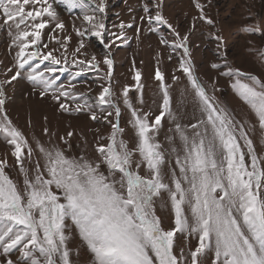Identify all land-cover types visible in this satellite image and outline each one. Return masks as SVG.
I'll list each match as a JSON object with an SVG mask.
<instances>
[{
	"label": "snow or ice",
	"instance_id": "obj_1",
	"mask_svg": "<svg viewBox=\"0 0 264 264\" xmlns=\"http://www.w3.org/2000/svg\"><path fill=\"white\" fill-rule=\"evenodd\" d=\"M193 3L199 15L181 35L163 15L162 0H146L140 23L135 17L128 24L121 21L118 34L106 26L105 0H0V30L7 32L13 61L6 79L0 80V137L10 149L0 159V264H74L80 249L69 247L72 228L90 254V264H264V154L257 152L252 138L258 132L264 142V80L227 63L224 37L217 30L209 39L223 62H213L210 68L229 78L255 122L238 118L221 103L215 94L221 91L216 77L209 91L191 59L189 35L197 21L215 25L200 0ZM61 6L75 14L71 32L58 11ZM134 25L137 41L142 25L148 32H159L160 25L170 30L173 38L161 35L160 43L171 50L168 61L176 59L172 84L184 81L175 105L160 53L154 72L156 112L144 110L142 85L137 89L139 107L128 85L119 97L114 93L111 47L126 39L125 29ZM243 31L256 34L264 29L257 22ZM93 37L104 49L102 61L95 52L89 55L86 41ZM259 56L264 60V51ZM68 66L75 69L71 79L58 83ZM90 70L104 81L94 95L76 88L80 76ZM18 78L31 84L34 95L50 98L61 115L84 114L108 128L106 133L95 130L92 154L85 148L69 155L75 132L61 135L66 147H60L47 116L42 128L47 143L29 140L6 108L5 88ZM134 79L140 81V71ZM121 103L129 112L131 140L125 139L120 123ZM165 117L171 134L161 142ZM12 168L22 181L6 170ZM161 203L170 207L173 217V227L167 230L157 215ZM177 233L186 242L195 237L196 246L177 252Z\"/></svg>",
	"mask_w": 264,
	"mask_h": 264
},
{
	"label": "rangeland",
	"instance_id": "obj_2",
	"mask_svg": "<svg viewBox=\"0 0 264 264\" xmlns=\"http://www.w3.org/2000/svg\"><path fill=\"white\" fill-rule=\"evenodd\" d=\"M146 0H105V23L107 28L119 33V25L121 21L125 24L132 22L133 17L136 18V23L139 24V17L144 15L143 4ZM204 5V13L207 17L214 21V27L208 24L197 21L196 27L189 35V48L191 51V59L195 65L197 74L201 77L204 83L208 86L209 91L212 90V78H217V87L221 91L216 92V96L221 103L228 109L235 112L238 118L251 119L255 122L249 112L248 107L242 102L230 87L228 77L221 76L215 70L210 68L213 62L222 63V58L215 54L216 44L209 39V34L216 32L224 37L223 51L227 56V63L233 68H239L244 72L252 73L264 80V60L260 59L259 53L264 51V32L262 33H246L243 28L248 25H254L257 22L264 29V0H200ZM131 9V11H129ZM163 15L175 27L181 35L189 31L192 23V18L198 16L199 13L194 6L193 0H162ZM61 17L66 24V30L72 31V20L75 14H69L63 6L58 8ZM78 14V10H76ZM79 26V25H78ZM147 25L141 26L139 41L136 39V27L125 29L126 39L117 41L111 47V58L114 60L113 65V91L116 96H120L125 85L129 86V96L134 104L139 107L138 98L141 92L138 87L142 85V96L144 101V110L151 109L153 112L158 110L159 92L157 82L154 79V72L157 67L158 56L162 54L160 61L161 69L168 77V83L172 85L174 105L179 101L180 90L184 86V81L172 84L171 74L173 69L177 67L175 56L172 61H168V56L171 50L160 43L161 35L171 40L173 37L166 25L159 26V32H148ZM48 32L45 30L43 39L49 40ZM9 37L5 30H0V80L6 79V69L12 66V56L8 50ZM77 44V37L72 34L71 47ZM89 55L95 52L97 58L102 61L105 54L103 47L99 44L96 38H91L86 41ZM50 47H56L55 43H51ZM135 62V63H133ZM69 70L60 75L58 83H65L71 79V72L75 69L68 66ZM101 69L106 71L105 66L101 63ZM140 71L141 79L137 82L134 79L135 72ZM223 71V69H221ZM179 75V73H177ZM104 81L97 80L96 70H90L82 74L79 81L76 83L77 91L87 92L89 89L94 95L99 92V84ZM7 94L6 108L9 117L13 123L20 128L23 133L33 140L39 138L47 143L48 137L42 133V128L45 126L44 116L48 117V126L57 133L53 139L60 147H66L59 141V137L64 135L70 129L75 132V135L70 138L69 142L72 149L69 155L79 154L82 149H87L89 154H92V145L95 142V130L101 129L102 133H106L108 128L102 123H97L89 119L84 114L67 115L57 112L55 104L49 99H41L38 95L32 93L31 84L23 78H18L11 82L5 88ZM122 116L121 126L125 128V139L131 140L133 131L128 125L129 112L121 103ZM191 114V109L188 110ZM187 120V117L185 118ZM31 120V124H29ZM172 125L167 117L162 120V128L159 133L161 142L165 141V137L170 135L169 128ZM83 137L87 139V145L84 144ZM254 145L259 154H264V142H262L259 133L253 137ZM10 151L8 145L2 137H0V159H3L4 154ZM9 163H13V159L9 157ZM31 166V165H26ZM14 179H20L15 168L6 169ZM157 215L162 219V226L167 230L173 227V217L170 207L163 203L157 205ZM71 226V221H68ZM176 251L179 252L181 247L194 248L197 244L195 237L189 238L186 242L183 234L177 233L175 237ZM69 247L75 251L80 249L79 256H73L74 264H90L91 257L85 247L82 245L75 229H71V239ZM2 258V257H0ZM13 260L16 256L13 255ZM210 264V262H209Z\"/></svg>",
	"mask_w": 264,
	"mask_h": 264
}]
</instances>
